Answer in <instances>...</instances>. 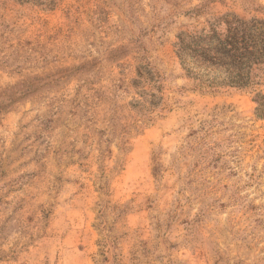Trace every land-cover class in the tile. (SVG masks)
I'll return each instance as SVG.
<instances>
[{
    "label": "rangeland",
    "instance_id": "1",
    "mask_svg": "<svg viewBox=\"0 0 264 264\" xmlns=\"http://www.w3.org/2000/svg\"><path fill=\"white\" fill-rule=\"evenodd\" d=\"M236 31L264 53V0H0V264H264Z\"/></svg>",
    "mask_w": 264,
    "mask_h": 264
},
{
    "label": "trees",
    "instance_id": "2",
    "mask_svg": "<svg viewBox=\"0 0 264 264\" xmlns=\"http://www.w3.org/2000/svg\"><path fill=\"white\" fill-rule=\"evenodd\" d=\"M228 17H233L234 19L237 18L236 15L233 13H224L222 18L227 19ZM235 33L229 38V41L222 43L221 47L216 50V53H220L224 57L232 58L234 61H246L253 63H261L264 60V53L263 51H259L255 48L253 43H249L250 41V33L248 32H241L240 34ZM238 35V37H237ZM240 39V40H239ZM198 58L199 61H209L207 57H203V55H196V59ZM194 75L196 79H198L201 83H203L201 75L198 73H190ZM236 80L234 81V77L232 80L228 81V83H222L223 85H237V86H246L245 82L241 83L240 80L246 81L249 79L250 74L246 73L244 76L242 74L236 73L235 75ZM207 86H214V82L210 81L207 83Z\"/></svg>",
    "mask_w": 264,
    "mask_h": 264
}]
</instances>
